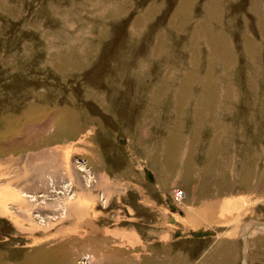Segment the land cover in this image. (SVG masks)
Instances as JSON below:
<instances>
[{"label":"rangeland","instance_id":"374dc122","mask_svg":"<svg viewBox=\"0 0 264 264\" xmlns=\"http://www.w3.org/2000/svg\"><path fill=\"white\" fill-rule=\"evenodd\" d=\"M0 264H264V0H0Z\"/></svg>","mask_w":264,"mask_h":264},{"label":"water","instance_id":"95a60500","mask_svg":"<svg viewBox=\"0 0 264 264\" xmlns=\"http://www.w3.org/2000/svg\"><path fill=\"white\" fill-rule=\"evenodd\" d=\"M143 170H144L145 179L147 181H151V182L154 181V177H153L152 172L149 169H147V168H144ZM174 209L175 208L173 206H171V210L174 211ZM196 231L197 232H195V231L189 232V234H191L194 237H205V236L214 234L212 231H204L202 229H198ZM176 235L182 236V237H187L188 233H181V232L177 231Z\"/></svg>","mask_w":264,"mask_h":264},{"label":"bare ground","instance_id":"6f19581e","mask_svg":"<svg viewBox=\"0 0 264 264\" xmlns=\"http://www.w3.org/2000/svg\"><path fill=\"white\" fill-rule=\"evenodd\" d=\"M27 159V158H26ZM28 161V160H27ZM39 173H41V172H39ZM41 176V174H39V177ZM235 203V202H234ZM172 206V205H171ZM171 206L169 205V207H170V210H171ZM217 206H219V207H221V206H223V207H225V209H227L226 210V212L228 211L229 213H230V211L232 212V213H230V216H225V219H226V222H228V221H232L233 220V218L236 216L235 214H234V212H233V206L232 207H229V208H227V202L226 203H217ZM222 207V208H223ZM231 208V209H230ZM172 211V210H171ZM206 214H209V216L211 215V212H207ZM204 216V215H203ZM214 216H216V215H214ZM213 217H212V215H211V217L210 218H208L209 219V222H210V220H213L212 219ZM200 219V218H199ZM205 219V218H204ZM235 219V218H234ZM171 220H173V219H171ZM218 220V223L219 222H223V220L220 218V219H217ZM228 220V221H227ZM215 222H216V218H215ZM214 222V223H215ZM259 227H263V226H259ZM262 231V230H261ZM195 232H197V231H195Z\"/></svg>","mask_w":264,"mask_h":264},{"label":"built area","instance_id":"2783aa9c","mask_svg":"<svg viewBox=\"0 0 264 264\" xmlns=\"http://www.w3.org/2000/svg\"><path fill=\"white\" fill-rule=\"evenodd\" d=\"M176 198H179V200L182 199V196H181V193L180 192L176 193Z\"/></svg>","mask_w":264,"mask_h":264},{"label":"crops","instance_id":"0c3cea01","mask_svg":"<svg viewBox=\"0 0 264 264\" xmlns=\"http://www.w3.org/2000/svg\"><path fill=\"white\" fill-rule=\"evenodd\" d=\"M43 173V172H42Z\"/></svg>","mask_w":264,"mask_h":264}]
</instances>
